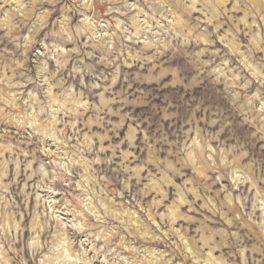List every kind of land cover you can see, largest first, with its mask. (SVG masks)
I'll return each mask as SVG.
<instances>
[{"label":"rangeland","instance_id":"rangeland-1","mask_svg":"<svg viewBox=\"0 0 264 264\" xmlns=\"http://www.w3.org/2000/svg\"><path fill=\"white\" fill-rule=\"evenodd\" d=\"M0 264H264V0H0Z\"/></svg>","mask_w":264,"mask_h":264}]
</instances>
